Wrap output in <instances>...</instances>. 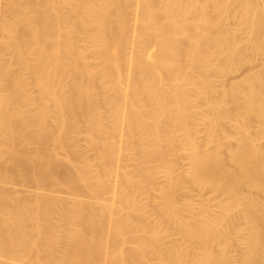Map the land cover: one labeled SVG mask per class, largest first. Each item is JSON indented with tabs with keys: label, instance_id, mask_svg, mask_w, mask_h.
<instances>
[{
	"label": "bare ground",
	"instance_id": "6f19581e",
	"mask_svg": "<svg viewBox=\"0 0 264 264\" xmlns=\"http://www.w3.org/2000/svg\"><path fill=\"white\" fill-rule=\"evenodd\" d=\"M260 58L264 0H4L0 264H264Z\"/></svg>",
	"mask_w": 264,
	"mask_h": 264
},
{
	"label": "rangeland",
	"instance_id": "374dc122",
	"mask_svg": "<svg viewBox=\"0 0 264 264\" xmlns=\"http://www.w3.org/2000/svg\"><path fill=\"white\" fill-rule=\"evenodd\" d=\"M4 0H0V5L2 4ZM149 54L152 56L153 55V51L151 50L149 52ZM8 55V54H7ZM9 56H5V58L7 59ZM254 63V64H253ZM254 65V66H253ZM247 66V67H246ZM245 67L246 68H242L238 74H233L228 76L227 78H224L221 80V83H228L230 82L231 80H235V79H238L240 78L243 74L247 73L250 69L252 68H263L264 69V59L260 58V60H255L254 62H252L251 64H248L246 65ZM230 77V78H229ZM201 135H203L201 133ZM78 149L81 151V153H83V155L85 157H87L89 160H91V156L92 155V151H91V148L89 147L86 139L84 137H82L79 141V146H78ZM7 170L10 172L11 171V168L10 166H6ZM0 188L4 189V190H8L9 192L11 191L12 193L14 194H27V195H34V194H37V193H40V190L39 188H37L35 185H32V184H25V183H22V182H18L16 180H12V181H2L0 180ZM208 191V190H207ZM203 192V198L204 199H212V197H215L216 194H214L211 190H209L208 192ZM211 191V192H210ZM60 195H63L65 196L64 194H60ZM219 199H222L221 197H219Z\"/></svg>",
	"mask_w": 264,
	"mask_h": 264
}]
</instances>
